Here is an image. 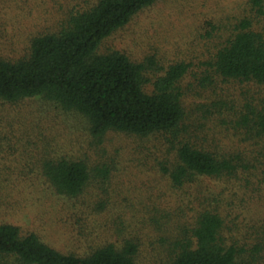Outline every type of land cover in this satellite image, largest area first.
<instances>
[{
    "label": "rangeland",
    "instance_id": "rangeland-1",
    "mask_svg": "<svg viewBox=\"0 0 264 264\" xmlns=\"http://www.w3.org/2000/svg\"><path fill=\"white\" fill-rule=\"evenodd\" d=\"M95 1L0 0V58L25 55L34 36L56 31L67 13ZM246 16L247 0H156L97 48L135 63L151 59L146 92L169 65L187 63L181 81L185 136L217 157L239 158L235 174L198 176L174 189L159 168L163 139L109 131L98 141L83 116L52 102L0 101V222L33 232L62 253L132 237L137 264H165L170 243L203 210L221 216L227 244L252 243L264 231V138L246 139L230 115L245 103L264 111V88L219 77L201 86L195 78L203 72L199 62L211 58ZM58 156L82 158L90 169L107 164V178L91 177L77 198L59 195L40 171L44 160Z\"/></svg>",
    "mask_w": 264,
    "mask_h": 264
},
{
    "label": "trees",
    "instance_id": "trees-1",
    "mask_svg": "<svg viewBox=\"0 0 264 264\" xmlns=\"http://www.w3.org/2000/svg\"><path fill=\"white\" fill-rule=\"evenodd\" d=\"M155 1L96 0L70 11L56 31L34 36L25 55L0 58V101L15 104L39 97L52 102L83 116L98 141L109 131L163 139L167 150L159 168L174 189L198 176L235 174L239 158L217 157L185 136L181 81L188 73L187 63L169 65L146 92L145 71L153 64L151 59L135 63L119 51L97 52L104 38ZM247 5L251 17L239 19L212 57L199 62L203 72L192 76L199 85L208 86L219 77L264 88V0H247ZM233 114V124L246 139L264 138L263 110L245 103ZM106 165L90 169L82 158L58 156L44 160L40 171L55 193L74 199L91 177L107 178ZM222 229L218 213L201 211L194 225L170 243L165 264H264V231L252 243L237 245L224 241ZM137 254L132 237L82 254L62 253L35 233L21 234L17 225L0 222V264H137Z\"/></svg>",
    "mask_w": 264,
    "mask_h": 264
}]
</instances>
